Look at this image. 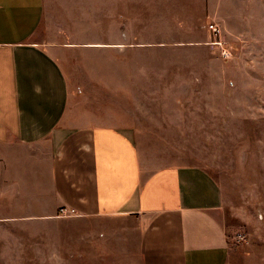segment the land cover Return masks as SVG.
Masks as SVG:
<instances>
[{
  "label": "crops",
  "instance_id": "crops-1",
  "mask_svg": "<svg viewBox=\"0 0 264 264\" xmlns=\"http://www.w3.org/2000/svg\"><path fill=\"white\" fill-rule=\"evenodd\" d=\"M136 1L0 0V256L55 262L54 228L76 217L83 257L96 240L109 264H226L216 180L154 166L133 137L137 97L114 64L137 47Z\"/></svg>",
  "mask_w": 264,
  "mask_h": 264
},
{
  "label": "rangeland",
  "instance_id": "rangeland-1",
  "mask_svg": "<svg viewBox=\"0 0 264 264\" xmlns=\"http://www.w3.org/2000/svg\"><path fill=\"white\" fill-rule=\"evenodd\" d=\"M135 6L127 15L137 47L119 50L127 62L114 71L132 78L137 147L154 166L205 169L222 193L226 264H264V0H137ZM209 23L220 27L229 57L211 43ZM90 226L63 219L54 228L56 261L42 257L41 264H109L97 257L96 240L89 242L94 257H83ZM22 259L0 256V264Z\"/></svg>",
  "mask_w": 264,
  "mask_h": 264
},
{
  "label": "built area",
  "instance_id": "built-area-1",
  "mask_svg": "<svg viewBox=\"0 0 264 264\" xmlns=\"http://www.w3.org/2000/svg\"><path fill=\"white\" fill-rule=\"evenodd\" d=\"M208 28H209V31H210L211 35L214 38V41L211 42V43H213L214 45H217V47L220 50V54H221L222 57H225V58L229 57L230 50L223 44V42L220 39V36H221L220 27L217 24L209 23L208 24ZM73 211L74 210H70V212L67 213V214L68 215H73Z\"/></svg>",
  "mask_w": 264,
  "mask_h": 264
}]
</instances>
